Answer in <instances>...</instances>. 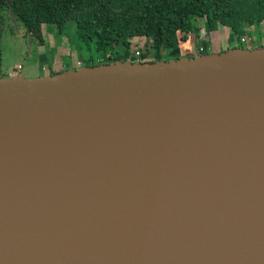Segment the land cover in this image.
I'll use <instances>...</instances> for the list:
<instances>
[{"label": "water", "instance_id": "water-1", "mask_svg": "<svg viewBox=\"0 0 264 264\" xmlns=\"http://www.w3.org/2000/svg\"><path fill=\"white\" fill-rule=\"evenodd\" d=\"M0 264H264V47L0 77Z\"/></svg>", "mask_w": 264, "mask_h": 264}, {"label": "trees", "instance_id": "trees-1", "mask_svg": "<svg viewBox=\"0 0 264 264\" xmlns=\"http://www.w3.org/2000/svg\"><path fill=\"white\" fill-rule=\"evenodd\" d=\"M6 11L40 45L44 43V25L55 26L57 33L63 35L65 24L73 22L80 42L92 44L96 56L82 67L127 60L134 63L135 55L128 50L129 40L134 38L149 41L140 63L210 54L211 36L217 34L219 27L228 30L230 49L242 47L232 45L242 36L249 37L252 43V33L264 40V29L260 30V26L264 28V0H0V46ZM192 34L197 53L189 54L182 45ZM112 44H122L126 50L112 53L108 50ZM149 55L151 60L147 59ZM54 74L57 73L50 75Z\"/></svg>", "mask_w": 264, "mask_h": 264}, {"label": "rangeland", "instance_id": "rangeland-1", "mask_svg": "<svg viewBox=\"0 0 264 264\" xmlns=\"http://www.w3.org/2000/svg\"><path fill=\"white\" fill-rule=\"evenodd\" d=\"M200 23L202 24V20H200ZM263 29V26H260V30L263 31ZM42 34L44 43L40 45L32 39L29 32L16 20L11 12H5L1 28L0 77H12L10 75L27 79L45 77L51 73H60L73 69V67L81 68L90 57L96 58L92 52V44L87 45L80 42L73 22L65 24L63 35H59L53 25H44ZM219 37L216 34L213 37L211 36L212 53L219 54L230 47L226 40L227 34L225 31H220ZM242 38H247V36H242ZM251 38L253 39L252 43H242L236 39L232 45H241L248 49L264 45V40L261 41L257 34L252 33ZM195 41L193 34L185 40V46L183 44L182 48L187 51L186 53H197L193 49ZM129 42L128 50L131 53L138 50L142 54L146 51V47L149 44V41L145 38H134L130 39ZM113 46L114 44L108 48L112 53L119 50L124 53L126 50V47L124 48L122 44L117 45V47ZM183 56H186V54H183ZM147 59L151 60L152 56L149 55ZM93 61L96 60L93 59Z\"/></svg>", "mask_w": 264, "mask_h": 264}, {"label": "built area", "instance_id": "built-area-1", "mask_svg": "<svg viewBox=\"0 0 264 264\" xmlns=\"http://www.w3.org/2000/svg\"><path fill=\"white\" fill-rule=\"evenodd\" d=\"M240 41L243 43V42H251V39L249 38V37H247V38H242V39H240ZM134 57H135V59H136V61L135 62H138V63H140V56H141V52L140 51H138V50H136L135 52H134Z\"/></svg>", "mask_w": 264, "mask_h": 264}, {"label": "crops", "instance_id": "crops-1", "mask_svg": "<svg viewBox=\"0 0 264 264\" xmlns=\"http://www.w3.org/2000/svg\"><path fill=\"white\" fill-rule=\"evenodd\" d=\"M220 31H225V33L228 35V30H227V29H223V28L219 27V29H218V31H217V34H216L218 38H220V37H219V32H220ZM224 36H225V35H224ZM43 37H44V36H43ZM211 39H212V38H211ZM226 40H227V37H226ZM218 51H219V50H218ZM64 65H65V64H64ZM65 67H66V66H65ZM66 68H67V67H66ZM73 68H75V67H73ZM10 76L13 77L14 75H10Z\"/></svg>", "mask_w": 264, "mask_h": 264}]
</instances>
